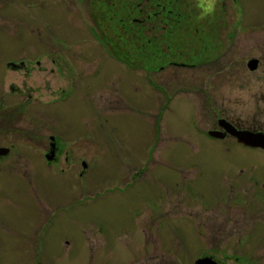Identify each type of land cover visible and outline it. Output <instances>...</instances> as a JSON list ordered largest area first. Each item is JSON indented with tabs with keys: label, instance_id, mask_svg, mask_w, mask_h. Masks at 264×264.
I'll return each instance as SVG.
<instances>
[{
	"label": "rangeland",
	"instance_id": "rangeland-1",
	"mask_svg": "<svg viewBox=\"0 0 264 264\" xmlns=\"http://www.w3.org/2000/svg\"><path fill=\"white\" fill-rule=\"evenodd\" d=\"M124 2L0 0V146L22 157L0 163V264H264V153L204 135L218 117L264 130V0H180L181 45L145 18L116 41ZM49 134L64 173L44 166Z\"/></svg>",
	"mask_w": 264,
	"mask_h": 264
},
{
	"label": "trees",
	"instance_id": "trees-1",
	"mask_svg": "<svg viewBox=\"0 0 264 264\" xmlns=\"http://www.w3.org/2000/svg\"><path fill=\"white\" fill-rule=\"evenodd\" d=\"M186 1L189 2V6L191 4V6L194 8L195 0H186ZM124 3L125 4L121 6L120 15H118L117 10H116V4H114V12H113L114 14V36H116V40L118 38L121 39L120 33L116 31L118 27V24H117L118 22L127 23L130 29L134 27L139 32H141V27L139 26L140 20L138 18H145L146 20L149 21V24L151 26H153L154 24H158L157 30L159 27L160 28L168 27V24L170 23L172 26H174L176 37H182L184 35H188L186 34V29L184 30L183 28H181L180 31L178 30L180 29L178 26L181 25L180 23L181 18L186 16V12H184L186 8L183 6L184 7V10H183V8L181 7L182 4L180 3V0H126V2ZM164 17H167V18H164ZM207 17H211V16H207ZM209 22H213V20L210 19L208 20V23ZM195 32H198V27L195 28ZM137 37L138 36H136L135 39H137ZM205 39L207 40L208 37H206ZM146 40H149V38H145V43L147 45V43L149 44L150 42H146ZM198 40L199 39H197L196 42ZM149 49L150 48L148 49L145 48L144 55H143V52H140L141 49H138V48L131 49L130 48L126 54L123 53L121 55V52H116V49L114 48V56H118V57L120 56V58L122 57L123 59H120L121 63H123L122 60L124 61L126 60V62H129V63L133 62L134 64H136L138 63V61H140L142 58H144L147 55V51ZM174 62L176 61H171L170 64H175ZM148 82L150 83L149 85L153 84V80L150 81L149 79ZM153 86L161 89L160 85H153ZM162 90L163 89H161V91Z\"/></svg>",
	"mask_w": 264,
	"mask_h": 264
},
{
	"label": "flooded vegetation",
	"instance_id": "flooded-vegetation-1",
	"mask_svg": "<svg viewBox=\"0 0 264 264\" xmlns=\"http://www.w3.org/2000/svg\"><path fill=\"white\" fill-rule=\"evenodd\" d=\"M219 120H224L226 122V124L229 123L235 128L242 129V128L238 127L233 121H230L227 118H219L218 117L217 119H215L216 127L214 128V126H215V124H214L213 127H211V131L218 132V133L223 134L224 136H227L226 138H224V141L230 140L231 137H229L224 132V130L221 128V127H223V124L218 123ZM197 125H198V123L196 122V124L194 126H197ZM196 128L198 129V131H200L198 127H196ZM244 130H248V128H244ZM257 131L264 134V130H257ZM47 139L49 140L48 147L46 148V151L42 152V155L45 156V160H44L45 165L44 166L46 168L51 169L50 171L57 170V171H61V173H62L64 167L66 168L67 165L74 164L72 161L71 152L69 151V149L67 147H65L63 145L61 139L56 137L55 134H49ZM9 146H10L9 152L7 154H5V156L0 157V163L5 162L12 155V159L9 161L12 163H7L8 166L4 167V168H10V167H15V166L21 167L22 166V160H21L22 157H20V155H19V149L14 144H10ZM2 147H7V146L6 145L0 146V148H2ZM246 149H248V148H246ZM249 150H251V149H249ZM255 151L263 152L262 150H259V149H255ZM10 153H12V154H10ZM50 156L52 158L48 159V157H50ZM13 162L16 164H13ZM52 168H53V170H52ZM63 173H64V171H63ZM53 224H54V219L52 217H50V219L48 220V224H46L44 226V228L49 229L50 226H52ZM159 226H162V224L159 223L158 227ZM42 230H43L42 228L39 230V233H38L39 237H42L46 233L45 231H44V233H42ZM46 245H47V243H36V248H35V257L36 258L39 257L38 255H40L42 258V256L44 255V253L46 251ZM205 254H206V252L203 253V255H205ZM174 258L180 264V260L177 257H174ZM143 259H144V257H142L141 260H143ZM203 259H205L208 264H221L219 261L215 260L211 255H206L205 257L202 256V258L196 257L195 260L193 261V264H195L196 261L203 260ZM138 261H140V260H138ZM134 262H137V261H134ZM240 262H241V264L250 263V262H244L243 259H241ZM144 264H146V262Z\"/></svg>",
	"mask_w": 264,
	"mask_h": 264
},
{
	"label": "water",
	"instance_id": "water-1",
	"mask_svg": "<svg viewBox=\"0 0 264 264\" xmlns=\"http://www.w3.org/2000/svg\"><path fill=\"white\" fill-rule=\"evenodd\" d=\"M256 64H257V61L255 60H252L249 62L248 66L251 70L255 69L256 67ZM234 131V132H233ZM229 132L233 135H236V137L238 138V141L239 142H244V143H248L250 145H253V146H264V139L258 137V136H255V135H252V134H248V133H238V132H235V130H229ZM257 138V139H256ZM259 139V140H258ZM261 139V140H260ZM251 142V143H250ZM6 154V150L5 149H0V157L2 155H5ZM197 264H208L206 262L205 259L203 260H199L197 262Z\"/></svg>",
	"mask_w": 264,
	"mask_h": 264
},
{
	"label": "bare ground",
	"instance_id": "bare-ground-1",
	"mask_svg": "<svg viewBox=\"0 0 264 264\" xmlns=\"http://www.w3.org/2000/svg\"><path fill=\"white\" fill-rule=\"evenodd\" d=\"M118 40H121V39L118 38L116 41H118ZM175 40H177V45H181V44H184L186 41H188L189 38H188V35H184L182 37H176ZM118 45H119V43H118ZM192 46H194V45H192ZM116 52H121V55H122L125 51H121V49L119 47H117ZM189 53L191 54V53H193V51L189 50ZM157 59L158 58H155V52L152 51V49H149L147 51V55L144 58H142L141 60L144 61L145 64H149V63H151Z\"/></svg>",
	"mask_w": 264,
	"mask_h": 264
},
{
	"label": "clouds",
	"instance_id": "clouds-1",
	"mask_svg": "<svg viewBox=\"0 0 264 264\" xmlns=\"http://www.w3.org/2000/svg\"><path fill=\"white\" fill-rule=\"evenodd\" d=\"M212 2H213V0H209V6H208V8L206 9V11H208V12H211L212 11Z\"/></svg>",
	"mask_w": 264,
	"mask_h": 264
}]
</instances>
